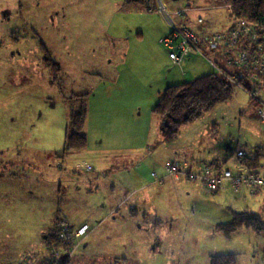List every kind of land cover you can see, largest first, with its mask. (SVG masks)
I'll list each match as a JSON object with an SVG mask.
<instances>
[{
    "label": "rangeland",
    "instance_id": "rangeland-1",
    "mask_svg": "<svg viewBox=\"0 0 264 264\" xmlns=\"http://www.w3.org/2000/svg\"><path fill=\"white\" fill-rule=\"evenodd\" d=\"M132 1L0 0V264H40L48 254L44 237L55 226V217L59 226L65 216H72L73 207L80 221L93 220L115 199L141 203L136 218L151 211L142 218L147 225L143 236L151 243L138 245L149 254L136 250L111 257L108 248L80 250L91 230L88 223L81 225L89 229L81 242L65 240V257L76 264H210L212 255L234 253L238 264H260L264 234L242 229L229 240L216 230L232 220V211L249 210L264 219V188H249L255 193L228 191L225 197V191L217 193L224 182L209 192L206 179L246 168L237 156L239 149L244 157L264 147V118L259 113L264 90L255 95L250 73L228 64V53L219 58V49L212 50L215 55L192 50L173 66L163 42L172 31L165 10L177 16L173 22H184L193 33L220 32L237 19L224 6H184L181 10L190 13L181 17L175 2H160V13L148 15L129 10ZM163 30L169 32L159 38ZM258 47L246 54L253 56ZM46 55L52 59L46 62ZM199 58L230 80L235 91L230 100L174 133L154 108L168 87L210 72L188 71ZM73 94L88 104V147L62 159L68 115L80 100L70 99ZM171 162L185 166L176 180L165 171ZM204 163L209 176L204 175ZM260 164L256 172L264 177V157ZM161 176L199 186L189 193L177 190L170 180L157 186L153 181H162ZM88 179L96 180L97 191H87ZM146 183L150 195L141 198L143 192L136 188ZM155 220L162 226L152 227Z\"/></svg>",
    "mask_w": 264,
    "mask_h": 264
},
{
    "label": "trees",
    "instance_id": "trees-1",
    "mask_svg": "<svg viewBox=\"0 0 264 264\" xmlns=\"http://www.w3.org/2000/svg\"><path fill=\"white\" fill-rule=\"evenodd\" d=\"M139 1L146 2V6L149 7V0ZM215 1V5L217 6L229 7L231 17L237 19V22L235 24L231 23L224 31H213L209 34H227L230 30L235 28L239 21H244L249 25L251 32L254 35L256 34V36L243 35L236 44L237 49L235 45V50H231L230 55L234 56L235 52L237 54L246 52L251 54L259 44L261 45L258 48L264 53V0ZM46 56V62L52 59L49 55ZM246 70L250 73L252 82L257 88L255 92L257 96L264 90V70L260 68L256 70L247 68ZM240 82L243 81L240 79ZM243 90L248 94L253 93L250 89L245 87H243ZM234 91V85L230 80H227L226 77L221 76L217 72H211L197 76L179 85L168 87L159 99L154 111L160 116L164 123L172 126L171 128L175 133L183 124L193 122L200 117L203 112L210 111L217 104L230 100L233 97ZM78 97H80V95L73 94L69 98L75 100ZM84 98L85 97H80L77 107L75 109L72 108L69 112L65 141L61 153L59 154V157L62 159L72 152H84L88 147L85 133L88 104H86L87 102ZM261 107L259 113L262 114L264 118V106L261 105ZM263 157L264 147L258 146L252 149L249 155L245 154L244 157H239V159L248 172H256L257 168L261 166L260 159ZM179 163L183 164L182 162ZM209 164L213 165L212 163ZM232 173L238 174L237 172ZM261 178L264 179L263 176H261ZM135 211L137 212L138 210L135 209ZM136 212L134 216L137 215ZM147 215L148 214L144 212L142 217L147 218ZM57 218L58 217H55V226L53 225V228L49 231V235L44 237L46 238L45 244L48 254L43 256L40 264H76L72 258L64 256L66 254L67 245H65V239L60 236L59 226H57L56 222ZM64 220L70 222L67 217H64ZM142 224H145L144 228H147L144 220H142ZM217 227L218 229L216 231L222 232L229 240L242 229H248L255 232L257 235H263L264 219L249 210L241 212L232 211V220L225 224H219ZM59 250L64 252L57 253ZM210 264H238V255L234 253L212 255L210 257ZM260 264H264V249L262 251Z\"/></svg>",
    "mask_w": 264,
    "mask_h": 264
},
{
    "label": "crops",
    "instance_id": "crops-1",
    "mask_svg": "<svg viewBox=\"0 0 264 264\" xmlns=\"http://www.w3.org/2000/svg\"><path fill=\"white\" fill-rule=\"evenodd\" d=\"M162 2L164 4H166V3H174L175 2V4H180L182 6H191L193 8L194 7H198V8L199 7H207L206 10H209L210 8H213V7L217 6V5H215L216 3H212L213 1L212 2H208L205 5L204 4H202V5H192L191 3L184 4L181 0H178V1H174V0H166V1H164V0H162ZM151 3L154 5V3H157V0H153V1H151ZM129 4H132V6H131V8L129 10H134V11H137V12L138 11L139 12H146V13H148V15H152L151 13H157V14L160 13L157 10L158 7H156V6L154 7V10H149L147 8V6H146V2L144 3V2H141L139 0H135V1H132L131 3H129ZM143 8H145L147 10H144ZM210 10H212V9H210ZM188 13H190V12L185 13L184 16H181V17H185V15H187ZM191 13H194V11L191 12ZM163 17H164V19H166L165 16H163ZM184 24L185 23L182 22V21L181 22L177 21V25H179V26L184 25ZM230 24L231 23H229V25L227 27H229ZM170 29L171 28H169V31H170ZM169 31L168 30L167 31L163 30L162 33H161V36L159 35V38H162V35L163 34L166 35V32H169ZM194 32L196 34H198V35H204L205 34V33L201 34V33H198L196 31H194ZM165 35H163V36H165ZM200 49L203 52H210L213 55H215L214 52L212 50H210L208 48V46L203 41L200 43ZM124 53H125V56H126V52H124ZM195 53H198V52L195 51ZM220 53L224 54V52H222V51H220ZM220 53L219 52L216 53V54H218V57L220 56ZM198 54L200 55L199 57L203 56L200 53H198ZM197 56L198 55H196L195 57H197ZM219 58H221V57H219ZM167 59L168 58L166 57V60ZM169 60H170L169 64L175 66L174 62L172 61V59L170 57H169ZM165 63L166 64H164V65L166 67H168V63L167 62H165ZM181 66H179V67H181ZM187 69H188V71H192L196 75H198L202 71L206 72V70L207 71L210 70V72H212L214 70L213 67L211 66V64H207L202 58H199V60H196L195 64H193L192 67H187ZM171 71L172 70H170V72ZM184 72L185 71H183V76H184ZM179 75L175 71H173L174 80H176V81L179 80V77H180ZM198 76H200V75H198ZM137 164H139V163H137ZM125 166L126 165H123L122 168H124ZM220 169H224V168L220 167ZM243 170H245V169L243 168L242 170H239V172L243 171ZM236 172H238V171H236ZM161 177H162V181H160L161 178H159V181L156 180V181H153V183H156L157 186H159V185L160 186H164L165 182L167 180H170L172 182V186L177 188V190L180 189V187H182V189L183 190H187L188 193L191 192V191L193 192L194 189L199 186V183H194V182H190V181L186 182V183L185 182H181V183L180 182H176L175 183L171 179H169L167 176H161ZM95 182H96V180H94V179H88L85 182L86 185H88L87 186V191H89L90 193H93V191H97V189H98V186H96ZM146 184L136 188V192H143V196L141 198H144V197L150 195L149 192H146V189H148L150 185L149 184L146 185ZM182 184H184V185L182 186ZM224 184H225L224 188L219 190V191H217V193H219V192L221 193V192L225 191L224 194H222L225 197L230 196V194L228 195V193L230 191H232L233 193H236V194L237 193H242V192H246L247 193L249 190L251 191V189H249L251 187H247V186H245L244 188H241L240 190L233 189L232 188L233 186H232V183H231L230 180L225 181ZM261 189L262 188H258V189H255V190L260 191ZM129 191L130 190L127 189L126 195H129ZM255 192L256 191H254L252 193H255ZM128 198H131V196H129ZM139 205H141V203H137L136 201L135 202H132V201L131 202H128V201H117L115 199L114 201L109 202L108 211H104V212L100 213L98 215V217H96L95 219L92 220L91 217H88L86 215V217H88L93 223L89 222V219H86L85 221H80L79 220L80 218H79L78 214L75 211L73 212L74 208L71 207L72 210H70L69 212H72V216H70L69 214H71V213H69L68 214L69 218L68 217L67 218L69 219L70 223L73 226L79 227V226H81L83 224H88V223L91 226V230L89 231V234L82 241V245L80 247V250H86L87 251V250H91V249L95 248L96 250L101 249V251H102V249L108 248L106 253H107L108 256H111V257H116V255H119V253L128 254V253H133L136 250L141 251V253H142L143 251H145L144 246L142 244L140 246H138L139 243L143 242L148 247V245L151 243V240L150 239H145L144 236H143L144 232H142V231L143 230L146 231L144 229V225L145 224H141V223L137 224L136 223L137 220L139 221L142 218H144V217H142L140 219V218H136V216H134L135 212H136L135 208H136V210H141V211L143 210V208L140 209ZM107 212H109V213H107ZM145 212L147 214H149L148 212H151V211L148 210V211H145ZM136 213H137V215H140V213H138V211ZM83 217H85V214H84ZM157 224H160V226H162L161 222H159L158 220H155V222L152 224V227H156ZM165 234L166 233H164L163 236H166ZM145 253L149 254L146 251H145Z\"/></svg>",
    "mask_w": 264,
    "mask_h": 264
},
{
    "label": "built area",
    "instance_id": "built-area-1",
    "mask_svg": "<svg viewBox=\"0 0 264 264\" xmlns=\"http://www.w3.org/2000/svg\"><path fill=\"white\" fill-rule=\"evenodd\" d=\"M130 1V0H128ZM160 9V7H159ZM182 8L177 9V15L182 16V12L186 10H181ZM170 15L176 16L173 12L165 10L164 16L169 17ZM198 22H201L200 19H197ZM172 31L169 35L165 36L163 39L164 45L169 49V57L172 59L174 64L180 65L184 55H188L192 50H200L199 44L203 41L209 49L218 50L221 47L232 48L235 46L239 39L244 36H256L254 35L249 25L244 21H239L235 28L230 30L227 34L215 33L209 35H198L195 32L193 33L185 26L176 25L173 22L170 23ZM228 64H238L243 68H252L263 69L264 70V53L260 49L253 55L249 56L246 53L239 54L238 57L229 56ZM234 61V62H233ZM261 110V109H260ZM243 151H238V156H242ZM204 175L209 176L207 164L204 163ZM185 170V166L181 163H169L165 166V171L168 175L174 176L175 180L178 179L177 176L182 174ZM230 180L232 186L235 190H240L244 185L256 189L264 186V179L254 172H245L233 174L232 171H225L224 173H215L206 179V185L209 188H206L209 192L216 191L217 187H221L222 183ZM85 227H88L84 225ZM85 227H71L66 220H61L59 222L60 236L63 239H71L76 242L82 241V236L88 232L89 229ZM82 238V239H81Z\"/></svg>",
    "mask_w": 264,
    "mask_h": 264
},
{
    "label": "bare ground",
    "instance_id": "bare-ground-1",
    "mask_svg": "<svg viewBox=\"0 0 264 264\" xmlns=\"http://www.w3.org/2000/svg\"><path fill=\"white\" fill-rule=\"evenodd\" d=\"M160 2H162V0H157V3H156V7H161V3ZM181 6V8H183L184 6H182V5H180ZM149 10H154V8H152L151 6H150V4H149V7H147ZM190 12V11H189ZM185 13H187V10L186 11H183L182 12V16H184V14ZM172 16H174V15H170L169 17H165L166 18V20L169 22V24L171 23V22H173L172 21ZM174 24H176L177 25V22L175 23V22H173ZM205 35H209V32L208 33H206ZM199 47H200V45H199ZM219 50L220 51H222V52H224V54H222V53H220V57L221 58H224L225 56H226V54L228 53V56H230V51H231V48L229 49V48H225V47H221V48H219ZM245 69V68H244ZM247 69V68H246ZM240 150V149H239ZM238 150V151H239ZM242 151H244L243 149H241ZM238 151H237V156H238ZM240 156H238V158H239ZM245 170H243V171H238L237 173H245V172H248V170L246 169V168H244ZM230 170V169H229ZM232 171V170H231ZM233 172V171H232ZM251 172H254V171H251ZM254 173H256L257 175H259L257 172H254ZM260 177H261V175H259ZM68 223H70V222H68ZM71 224V223H70ZM85 238V237H84ZM83 238V239H84Z\"/></svg>",
    "mask_w": 264,
    "mask_h": 264
}]
</instances>
